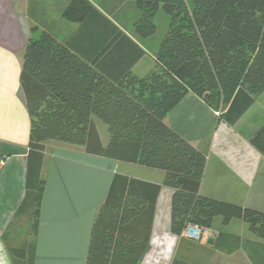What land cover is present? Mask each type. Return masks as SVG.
<instances>
[{"label": "trees", "instance_id": "trees-1", "mask_svg": "<svg viewBox=\"0 0 264 264\" xmlns=\"http://www.w3.org/2000/svg\"><path fill=\"white\" fill-rule=\"evenodd\" d=\"M134 34L156 32L161 10L168 26L144 77L131 71L144 50L89 0H70L62 17L79 24L68 39L30 34L20 84L29 116L25 191L6 230L24 222V237L8 245L11 264H34L35 236L46 180L48 140L82 146L95 155L164 172L173 190L170 231L192 224L202 232L214 217L238 218L264 239V211L200 194L206 156L164 121L188 93L201 97L233 126L264 92V0H133ZM94 119L107 127L102 144ZM264 155V122L249 138ZM161 184L115 174L93 219L85 264H139L148 250ZM169 264H190L174 256Z\"/></svg>", "mask_w": 264, "mask_h": 264}, {"label": "crops", "instance_id": "crops-1", "mask_svg": "<svg viewBox=\"0 0 264 264\" xmlns=\"http://www.w3.org/2000/svg\"><path fill=\"white\" fill-rule=\"evenodd\" d=\"M70 0H0V237L21 203L29 116L20 72L24 48L32 34L48 31L59 40L70 38L78 23L62 17ZM143 50L131 71L144 77L153 68L159 44L139 38L130 18L122 14L130 0H89ZM30 12L31 20L26 16ZM34 36V35H33ZM264 92L233 126L217 119L204 100L186 94L164 121L206 156L200 194L264 211V155L249 142L264 122ZM102 144V121L94 119ZM41 174L46 180L35 236L34 264H85L90 229L115 174L161 184L152 220L149 246L139 264H169L174 256L190 264H264V239L254 236L238 218L227 224L214 217L210 228L194 241L170 231L173 190L162 185L164 172L86 152L82 146L56 140L44 144Z\"/></svg>", "mask_w": 264, "mask_h": 264}, {"label": "rangeland", "instance_id": "rangeland-1", "mask_svg": "<svg viewBox=\"0 0 264 264\" xmlns=\"http://www.w3.org/2000/svg\"><path fill=\"white\" fill-rule=\"evenodd\" d=\"M132 2V5L130 6L128 5H124L123 9H122V14L123 16H125L126 18H130L131 15H133V13L136 11L137 13H139V10L136 8L134 1L130 0ZM135 12V13H136ZM31 13L28 12L27 13V17L31 20L32 15H30ZM139 16V15H138ZM168 22H169V17L168 15H166L163 11L159 10L156 13L155 16V23H156V32L151 36V40L150 42L156 44H159L161 41V38L163 36V34L166 31V28L168 26ZM39 32H34L33 35L36 37L38 36ZM147 61L151 62L152 68H154V60L151 59L150 57L146 58ZM264 99V96H261L259 103L262 102ZM102 128L100 129L102 132V135L104 136L105 134H108L107 132V127L106 125L102 122ZM218 221L221 222V217H217ZM16 227H15V231L9 236L7 237V242L4 243V241L2 240V238L0 237V264H11V260L10 257L8 255V251H7V246L8 245H17L21 242V240L24 237V222L19 221L16 223Z\"/></svg>", "mask_w": 264, "mask_h": 264}, {"label": "built area", "instance_id": "built-area-1", "mask_svg": "<svg viewBox=\"0 0 264 264\" xmlns=\"http://www.w3.org/2000/svg\"><path fill=\"white\" fill-rule=\"evenodd\" d=\"M183 235L185 237H187L188 239L197 241V240H200V238H201L202 230L199 227H197L196 225L190 224V225L186 226V228L183 232Z\"/></svg>", "mask_w": 264, "mask_h": 264}]
</instances>
